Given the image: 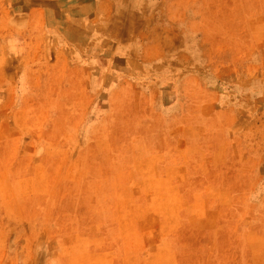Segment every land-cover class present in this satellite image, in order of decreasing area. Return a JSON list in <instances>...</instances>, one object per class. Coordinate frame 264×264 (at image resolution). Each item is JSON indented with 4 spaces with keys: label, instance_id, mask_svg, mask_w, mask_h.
I'll return each instance as SVG.
<instances>
[{
    "label": "rangeland",
    "instance_id": "374dc122",
    "mask_svg": "<svg viewBox=\"0 0 264 264\" xmlns=\"http://www.w3.org/2000/svg\"><path fill=\"white\" fill-rule=\"evenodd\" d=\"M0 264H264V0H0Z\"/></svg>",
    "mask_w": 264,
    "mask_h": 264
},
{
    "label": "bare ground",
    "instance_id": "6f19581e",
    "mask_svg": "<svg viewBox=\"0 0 264 264\" xmlns=\"http://www.w3.org/2000/svg\"><path fill=\"white\" fill-rule=\"evenodd\" d=\"M172 202H173V201H172ZM132 212H133V211H132ZM100 218H101V217H100ZM134 218H135V217H134ZM176 219H177V218H176ZM87 238H88V237H87ZM78 239H79V238H78ZM98 239H99V238H98ZM84 240H85V239H84ZM92 240H93V239H92ZM86 241H87V240H86ZM88 242H89V241H88ZM90 242H91V241H90ZM90 242H89V243H90ZM96 243H97V242H96ZM96 243H95V244H96ZM98 243H99V242H98ZM80 244H81V242H80ZM90 245H91V243H90ZM93 246H94V245H93ZM98 253H99V252H98ZM172 254H173V253H172ZM81 259H82V257H81ZM87 259H88V258H87ZM83 260H84V259H83ZM85 260H86V259H85ZM156 262L158 263V261H156Z\"/></svg>",
    "mask_w": 264,
    "mask_h": 264
}]
</instances>
